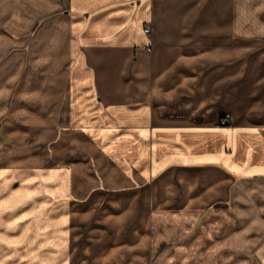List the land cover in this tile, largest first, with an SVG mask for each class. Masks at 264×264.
I'll return each instance as SVG.
<instances>
[{
  "label": "crops",
  "instance_id": "obj_1",
  "mask_svg": "<svg viewBox=\"0 0 264 264\" xmlns=\"http://www.w3.org/2000/svg\"><path fill=\"white\" fill-rule=\"evenodd\" d=\"M16 2L3 17L13 27L47 20L33 41L40 102L33 119L53 118L73 70L67 89L79 121L96 110L111 124L112 149L128 138L127 157L117 160L136 172L64 183L69 198L47 217V249L39 242L31 264H216L217 248L247 250L259 241L264 0ZM96 125L87 134L99 136ZM217 223L226 224L222 236ZM255 264H264L262 254Z\"/></svg>",
  "mask_w": 264,
  "mask_h": 264
},
{
  "label": "rangeland",
  "instance_id": "obj_2",
  "mask_svg": "<svg viewBox=\"0 0 264 264\" xmlns=\"http://www.w3.org/2000/svg\"><path fill=\"white\" fill-rule=\"evenodd\" d=\"M16 1H0V264H31L33 253H39V242L44 244L42 251L47 249L46 219L54 212L62 213L63 201L69 198V187L64 183L91 177L112 180L133 177L136 173L131 170L132 163L121 164L117 160L126 159L130 150L126 146L127 143L130 145L128 138L122 139L124 149H112L111 124L99 122L95 118L96 110L88 113L83 122L79 121L83 113L73 105L71 92L67 89L73 70L66 76L67 87L54 107L56 112L51 109L48 114L53 118L49 122L33 119V110L37 112L40 105L34 98L37 93L34 75L37 76L39 70L31 59L33 41L45 28L47 20L40 19L25 31L13 27L3 17L11 9L15 10ZM24 4L29 8L26 2ZM88 60L92 62V56L89 55ZM97 77L101 75H92L93 81ZM94 124L103 130L99 131V136L86 132ZM69 127L75 130L63 132ZM80 128L82 131H78ZM84 159L88 160L87 169H83ZM58 187L62 193L53 194ZM103 188L112 192L111 187ZM225 225L221 224L220 236ZM248 236L254 238L256 235L252 231ZM33 246H36L34 251ZM260 254L264 256V234L247 250L217 248L216 264H234L236 259H239L238 264H255Z\"/></svg>",
  "mask_w": 264,
  "mask_h": 264
},
{
  "label": "built area",
  "instance_id": "obj_3",
  "mask_svg": "<svg viewBox=\"0 0 264 264\" xmlns=\"http://www.w3.org/2000/svg\"><path fill=\"white\" fill-rule=\"evenodd\" d=\"M144 33L146 35H150L151 34V27H149V26L145 27L144 28ZM220 125L221 126H229L230 125V120H228V119H221Z\"/></svg>",
  "mask_w": 264,
  "mask_h": 264
},
{
  "label": "bare ground",
  "instance_id": "obj_4",
  "mask_svg": "<svg viewBox=\"0 0 264 264\" xmlns=\"http://www.w3.org/2000/svg\"><path fill=\"white\" fill-rule=\"evenodd\" d=\"M258 194V193H257ZM258 196V195H257ZM10 232V231H9Z\"/></svg>",
  "mask_w": 264,
  "mask_h": 264
}]
</instances>
